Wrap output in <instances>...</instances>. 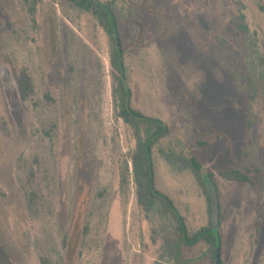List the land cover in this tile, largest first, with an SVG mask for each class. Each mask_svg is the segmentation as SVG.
Here are the masks:
<instances>
[{
  "label": "rangeland",
  "instance_id": "1",
  "mask_svg": "<svg viewBox=\"0 0 264 264\" xmlns=\"http://www.w3.org/2000/svg\"><path fill=\"white\" fill-rule=\"evenodd\" d=\"M97 1L118 18L132 107L166 124L161 147L178 145L213 176L220 264H264V0ZM110 52L94 18L69 0H0V243L14 264H167L160 247L175 231L136 203L134 140L115 115ZM21 69L33 85L25 102ZM194 130L228 132L249 151L254 187L221 179L234 167L225 147L198 148ZM153 162L155 189L188 233L208 227L206 196L189 171L158 151ZM182 258L211 264L202 242Z\"/></svg>",
  "mask_w": 264,
  "mask_h": 264
},
{
  "label": "trees",
  "instance_id": "2",
  "mask_svg": "<svg viewBox=\"0 0 264 264\" xmlns=\"http://www.w3.org/2000/svg\"><path fill=\"white\" fill-rule=\"evenodd\" d=\"M69 2L77 10L90 14L108 38L111 48L110 67L114 73V87L111 95L115 115L126 125L134 140V149L130 156V162L135 185L136 203L145 218L148 220L153 216L165 218L173 225V230L175 231L174 238L163 239L159 257L166 259L167 264H185L182 258L183 249L194 247L202 242L206 246L207 253L210 254L211 264H215V248L220 246V239L218 233L216 238L213 237L211 220L208 227L200 229L193 234L188 233L184 219L176 208L166 196L155 189L154 152L158 151L164 162L175 170L189 171L206 196L209 218L210 202L205 185L209 182L216 190L213 176L202 167L195 157L184 154L178 145L169 149L161 147V141L170 136V130L166 124L157 118L146 117L132 107V94L127 84L125 67L122 62L124 50L120 43L117 46L116 41V38H118V18L114 14L111 3L102 4L97 0H69ZM235 26L240 36L243 39H247L248 29L240 12L237 15ZM223 47L226 46L223 44ZM255 90L254 80L251 76H248L245 95L249 100H253L255 97ZM16 91L21 102L27 101L33 95L32 81L26 69H21L18 72ZM226 131L229 130L226 129ZM193 134L192 139L198 148L213 144H220L225 147L226 154L234 167L219 170L218 176L221 179L254 187L251 174L257 173V169L249 168L250 153L245 149L240 150L228 137V132L199 133L194 130ZM245 136V133H243L239 138L242 140ZM236 161L241 162V164L238 165ZM40 263L48 264L47 260L43 258L40 259ZM0 264H14L1 243Z\"/></svg>",
  "mask_w": 264,
  "mask_h": 264
},
{
  "label": "water",
  "instance_id": "3",
  "mask_svg": "<svg viewBox=\"0 0 264 264\" xmlns=\"http://www.w3.org/2000/svg\"><path fill=\"white\" fill-rule=\"evenodd\" d=\"M117 46H119L118 38H116ZM206 190L209 196V202H210V220L212 229L214 231L218 228V218H219V204H218V196L217 192L214 189L213 185L211 183L206 184ZM215 264H220V248L217 247L215 252Z\"/></svg>",
  "mask_w": 264,
  "mask_h": 264
}]
</instances>
